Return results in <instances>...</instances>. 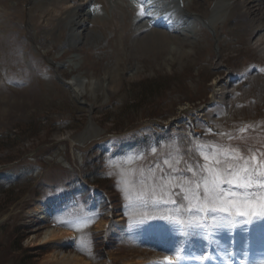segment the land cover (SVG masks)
Masks as SVG:
<instances>
[{
  "label": "rangeland",
  "instance_id": "374dc122",
  "mask_svg": "<svg viewBox=\"0 0 264 264\" xmlns=\"http://www.w3.org/2000/svg\"><path fill=\"white\" fill-rule=\"evenodd\" d=\"M54 1L0 0V264H64L49 260L55 251L78 252L86 264H176L162 250L177 241L222 251L233 235L240 250L248 241L257 249L264 216L233 210L222 223L192 226L199 218L186 209L195 201L180 187L213 160L230 167L237 156H255L264 176V44L241 40L248 23L230 17L244 0H184L186 9L163 0L175 17L191 15L183 34L140 27L129 0H108L109 13L77 0L68 7L75 18L62 22ZM155 31L175 41L140 50ZM74 76L98 81L78 99L64 83ZM249 76L257 79L248 87ZM236 77L239 90L216 105V84ZM40 206L60 210L42 219ZM52 226L68 237L42 243ZM170 234L176 241L161 245Z\"/></svg>",
  "mask_w": 264,
  "mask_h": 264
},
{
  "label": "bare ground",
  "instance_id": "6f19581e",
  "mask_svg": "<svg viewBox=\"0 0 264 264\" xmlns=\"http://www.w3.org/2000/svg\"><path fill=\"white\" fill-rule=\"evenodd\" d=\"M91 1H93L91 3V5L95 9L100 8V9H103L109 13V10H110L109 9L110 8L109 3L110 2L108 0H91ZM205 2H207V1H205ZM181 3H182V8L186 9L185 6H183L184 0H181ZM129 4H130L131 8L136 12V14L139 17L142 16L141 15L142 11L144 13H148L147 15H143V18L141 19L142 23H141L140 27H142V28H146L147 26H151V25L156 26V27H163L164 29H167L169 31V33L174 34V32L175 33L179 32L178 29L181 30L183 25L180 26V24L182 22L191 18V15H189V14H187V15L184 14L183 16L175 17L172 14L171 10H168L167 8H164V7L162 9H160L159 1H157V0H129ZM52 6H53L52 10H55L58 14H60V17L62 19L61 22L63 21V18L65 20L70 19V18L74 19L75 15H77V14H74V12H72L70 10L71 8L69 9L68 7L73 6V9H75V10H77L79 8V4L77 3V0H55L52 3ZM210 6H208V7H210ZM86 7H88V6H86ZM44 9L45 8L43 6H40V8H39V10H44ZM238 9L240 10L239 12H238ZM202 10L205 11V9L203 7H202ZM29 11L31 12L30 7H29ZM82 11L85 12L86 10L83 9ZM230 14H231L230 17L233 20H234V18L235 19L237 18L240 21L246 20L247 21L246 23H248L247 26L245 25L246 27H242V29L245 31V33H243V35L239 36L241 40H244L245 42L255 41L257 45L258 44H264V33L263 34L258 33V31H260V30H262V28H264V1L263 0H244L241 2L239 1V3L236 4V7L235 6L233 7V10L230 12ZM188 15L190 16V18ZM30 17H32L35 20V15L33 12H31ZM83 18H85V17H83ZM99 24L100 23H98V25ZM104 25L102 24L103 27H104ZM114 26H115V23H114ZM114 26H113V28H114ZM95 29H97V28H95ZM182 29H184V28H182ZM104 31H105V29H104ZM183 32H182V34H183ZM186 33H188V32H186ZM238 35H239V33H238ZM174 41H175V37L171 38V36L168 33H165L163 31H155L153 34H151L150 38L141 39L138 47L140 50L145 51L151 47L158 45V47H156V48H158V49L161 48L163 50L164 49L166 50L167 46H170V44ZM253 73L254 72H251L249 75H253ZM258 74H260V73H258ZM80 76H82V75H80ZM80 76H76V77L74 76L72 78V81L69 82V85L71 87H73L74 94L77 97H82V95L86 91V88H88V87L93 88L98 81V80L93 79V78L88 79V81H87L86 79H84V77H80ZM111 77H113V76H111ZM249 77L250 78L247 77L248 79L242 83L243 85L248 84V85H246L248 87L252 86V84L255 83V81L257 79L256 76L253 78V80H252L251 76H249ZM257 77H258V75H257ZM228 79H230V78L228 77ZM225 80H226V78L219 81V83L216 84L215 92L213 91L214 92L213 95L215 96V99L216 98L220 99L219 103L216 105H226L225 102L223 101V99L228 98V97L230 98V95H232L233 92H235V91H231V88L233 86H236V89H235L236 91L239 90V84H240L239 81H242V79H240V77L233 78L228 83L225 82ZM75 89H77V91ZM237 99H238V97H237ZM235 101H236V99H235ZM90 135H92L91 132H87V134L84 133L83 135H81L80 138L86 139L87 137H91ZM43 207L41 206L37 210V212L41 214L42 218H44L46 215H49L52 213V210L50 211V209H46V211L45 210L42 211ZM120 222H121V219L117 220L114 223L113 232L121 233ZM65 231H67V229H63V228H60L58 226H52L44 233V236L42 237L41 241H42V243H49V242L57 240L58 238H67L68 236H67ZM68 232H70V231L68 230ZM151 243H152V241H151ZM262 248H263V246H261V248L259 247L258 252H254V254H253L254 257L258 258V261L264 258V253L262 252ZM222 252H223L222 255L225 258L224 260L226 261L227 260L226 250L225 251L222 250ZM49 260L57 261V262L64 263V264H68V263L86 264L88 262V260H85V258L82 257L80 254L75 253V252L68 253L66 251H55V252H53L49 257ZM144 262H142V263H144Z\"/></svg>",
  "mask_w": 264,
  "mask_h": 264
},
{
  "label": "snow or ice",
  "instance_id": "6c2138e0",
  "mask_svg": "<svg viewBox=\"0 0 264 264\" xmlns=\"http://www.w3.org/2000/svg\"><path fill=\"white\" fill-rule=\"evenodd\" d=\"M141 15L147 13L142 11ZM203 159L208 161L210 157L205 155ZM255 159V156L251 159L237 156L230 167L224 166L226 163L224 160H213V166L203 167L202 172L196 174L197 179L193 183L180 186L186 193L185 199L188 203L191 205L195 201L194 206L186 209L189 216L199 218L193 221L192 226H202L201 221L206 219L222 223L231 217L233 210L244 218L252 215L264 216V203L261 202V199H264V176L258 175L257 170L260 165L252 163ZM189 171L191 172L192 169L190 168ZM237 189L239 191H236ZM258 195L261 199H257ZM252 201H255V205ZM218 213L222 215L218 216ZM176 223L183 226L182 221ZM175 256L176 264H179L182 259L181 252L177 251ZM195 259L207 261L212 259V256L204 253ZM241 264L245 262L242 261Z\"/></svg>",
  "mask_w": 264,
  "mask_h": 264
}]
</instances>
